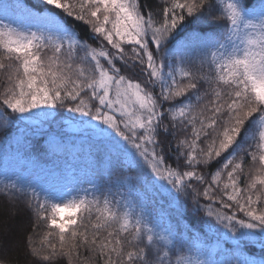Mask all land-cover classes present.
Here are the masks:
<instances>
[{
    "label": "snow or ice",
    "instance_id": "1",
    "mask_svg": "<svg viewBox=\"0 0 264 264\" xmlns=\"http://www.w3.org/2000/svg\"><path fill=\"white\" fill-rule=\"evenodd\" d=\"M18 10L0 0V16ZM156 16L143 0H38L27 25L0 21V128L8 110L14 120L52 117L57 108L78 114L72 122L107 150L109 175L113 157L135 173L116 185L160 182L222 225L226 247L218 240L210 248L190 226L187 239L161 228L110 192L90 197L94 184L41 196L31 182H5L0 194L25 197L46 229L39 246L25 239L36 264H256L245 248L264 250V5L254 17L246 0H164ZM189 24L222 31L181 43ZM136 70L143 83L123 74ZM161 135L175 141L174 164ZM217 161L206 180L203 170Z\"/></svg>",
    "mask_w": 264,
    "mask_h": 264
},
{
    "label": "trees",
    "instance_id": "2",
    "mask_svg": "<svg viewBox=\"0 0 264 264\" xmlns=\"http://www.w3.org/2000/svg\"><path fill=\"white\" fill-rule=\"evenodd\" d=\"M21 1L33 8L38 6V1L35 0ZM143 3H146L148 8L157 14V19L161 18L160 12L164 0H143ZM263 3L264 0H246V7L252 10L255 4L259 7ZM213 11L215 12L216 9L214 8ZM75 23L81 39L92 42L87 26L79 22ZM202 31H207L211 35L214 31H222V28L189 24L178 40L183 43L188 35L199 34ZM187 55L190 56V53ZM123 74L141 83L146 79L139 70ZM2 86L3 81L0 79V90ZM153 91L156 92L158 89H153ZM51 111L55 113L52 117L44 118L33 115L29 120H14L13 116L17 114H11L8 110L10 122L7 126L0 128V185L8 181L31 182L32 187L43 196L48 191L60 189L54 185L69 182L72 188L71 179L73 178L83 186L82 189L74 190V193L83 189H92L94 184L99 190L90 191L88 193L90 197L99 196L102 192H110L117 199L124 198L121 200V206L127 201L135 205L136 211L144 209L150 214L153 222H158L160 226L166 228L169 226L174 229L179 228L184 232L186 239L189 233L185 229L190 226L192 234L199 236L209 247L217 244L218 240L221 248L226 247L223 243L224 239L221 240L226 231L222 225L217 224L214 218L208 217L205 211H194L190 200H186L183 196L179 200L174 199L176 194L169 195L159 187L160 182L155 186L138 183L125 184L123 187L116 185L115 181L120 175L134 176L135 173L127 172L126 169L122 172L113 157L112 172L109 175L107 150L97 137L90 132L79 130L78 126L72 122L71 117H78V114L69 113L66 108ZM164 123L167 124L169 121L165 119ZM52 138H58L60 144L70 146L71 152L66 155L51 153L48 144ZM159 139L168 163L174 164L175 141L170 135H161ZM169 141L172 143L169 144ZM76 149L79 152L76 156H72V151ZM219 166L220 162L217 161L203 170L206 180H210L209 173ZM89 181H92V184ZM81 194H83L82 191ZM201 203L203 205L209 201L201 198ZM213 207L216 208L218 205H213ZM177 221L180 222L179 226H177ZM45 231L43 223H37L34 210L26 206L25 197L10 201L8 197L0 194V261L4 264H36L27 255L25 239L31 235L34 245L39 246ZM245 255L255 260L256 264H264V250L259 244L248 245L245 248ZM217 258L223 259L224 257ZM55 264H66V260L60 259Z\"/></svg>",
    "mask_w": 264,
    "mask_h": 264
},
{
    "label": "rangeland",
    "instance_id": "3",
    "mask_svg": "<svg viewBox=\"0 0 264 264\" xmlns=\"http://www.w3.org/2000/svg\"><path fill=\"white\" fill-rule=\"evenodd\" d=\"M38 1V0H35ZM10 2L13 5H18L19 10L10 13L7 16H0V21H3L5 23H15V24H23V25H27L28 24V16L30 13H34L36 8H33L32 6L28 5L27 3L21 1V0H5V3ZM264 5L261 4L259 7H256L257 5L255 4L253 6V9L250 10V12L253 13L254 17H258V15L260 14L261 11V6ZM32 30H36L35 27H33ZM49 146V150L51 151V153H55V154H59V155H66L68 152H71V147L68 145H63L59 143V139L58 138H52V140L50 141V143L48 144ZM79 152L78 149L73 150L72 151V156H76V154ZM72 188H71V183L69 182H65L63 184L60 185H54L55 187H59L60 189L58 190V192L64 194V193H74V190H77L78 188L82 189V185L79 182L74 181V179L72 178ZM74 181V182H73ZM53 188V187H52ZM131 204V203H130ZM161 228H166L165 226ZM224 233H226V231H224ZM226 240L227 236L224 235L223 238H221V240ZM217 246V244L212 245L210 248L215 249Z\"/></svg>",
    "mask_w": 264,
    "mask_h": 264
}]
</instances>
